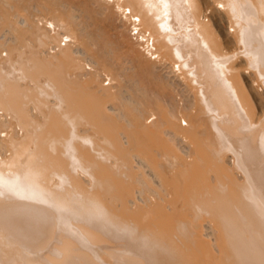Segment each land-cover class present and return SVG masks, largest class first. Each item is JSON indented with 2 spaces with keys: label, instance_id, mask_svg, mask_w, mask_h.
<instances>
[{
  "label": "bare ground",
  "instance_id": "obj_1",
  "mask_svg": "<svg viewBox=\"0 0 264 264\" xmlns=\"http://www.w3.org/2000/svg\"><path fill=\"white\" fill-rule=\"evenodd\" d=\"M264 264V0H0V264Z\"/></svg>",
  "mask_w": 264,
  "mask_h": 264
},
{
  "label": "rangeland",
  "instance_id": "obj_2",
  "mask_svg": "<svg viewBox=\"0 0 264 264\" xmlns=\"http://www.w3.org/2000/svg\"><path fill=\"white\" fill-rule=\"evenodd\" d=\"M225 264H229V263H225ZM231 264V263H230Z\"/></svg>",
  "mask_w": 264,
  "mask_h": 264
}]
</instances>
